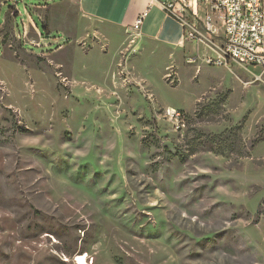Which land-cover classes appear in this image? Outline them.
<instances>
[{"label":"rangeland","instance_id":"rangeland-1","mask_svg":"<svg viewBox=\"0 0 264 264\" xmlns=\"http://www.w3.org/2000/svg\"><path fill=\"white\" fill-rule=\"evenodd\" d=\"M15 9L0 0V264H264L260 68L76 0Z\"/></svg>","mask_w":264,"mask_h":264},{"label":"built area","instance_id":"built-area-1","mask_svg":"<svg viewBox=\"0 0 264 264\" xmlns=\"http://www.w3.org/2000/svg\"><path fill=\"white\" fill-rule=\"evenodd\" d=\"M14 10L19 1L11 0ZM162 8L174 16L183 27V38L215 45L216 56H207V64L229 68L232 63L251 71L260 68L255 79L264 73V0H165ZM146 12L134 22L138 30ZM220 29L221 44L211 40ZM171 117L179 118V112L167 109ZM184 125L183 119H181Z\"/></svg>","mask_w":264,"mask_h":264},{"label":"crops","instance_id":"crops-1","mask_svg":"<svg viewBox=\"0 0 264 264\" xmlns=\"http://www.w3.org/2000/svg\"><path fill=\"white\" fill-rule=\"evenodd\" d=\"M163 1L165 0H76V5L82 16L128 30H133L135 20L146 12L136 30L141 37L161 45L182 48L186 43L183 27L162 8Z\"/></svg>","mask_w":264,"mask_h":264},{"label":"bare ground","instance_id":"bare-ground-1","mask_svg":"<svg viewBox=\"0 0 264 264\" xmlns=\"http://www.w3.org/2000/svg\"><path fill=\"white\" fill-rule=\"evenodd\" d=\"M74 261L76 264H89L86 254L76 255Z\"/></svg>","mask_w":264,"mask_h":264},{"label":"trees","instance_id":"trees-1","mask_svg":"<svg viewBox=\"0 0 264 264\" xmlns=\"http://www.w3.org/2000/svg\"><path fill=\"white\" fill-rule=\"evenodd\" d=\"M41 27H42V31L46 34L47 33V29H46V25L44 23H41ZM204 106L201 105L200 103L197 104V110L196 113H200L204 110Z\"/></svg>","mask_w":264,"mask_h":264}]
</instances>
